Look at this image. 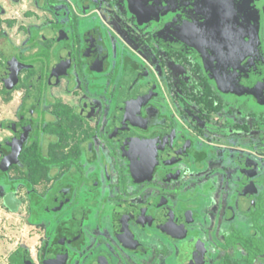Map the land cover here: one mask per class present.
Masks as SVG:
<instances>
[{"label":"flooded vegetation","instance_id":"flooded-vegetation-1","mask_svg":"<svg viewBox=\"0 0 264 264\" xmlns=\"http://www.w3.org/2000/svg\"><path fill=\"white\" fill-rule=\"evenodd\" d=\"M5 15L0 194L43 228L10 264H264V63L238 23L264 53V0H0Z\"/></svg>","mask_w":264,"mask_h":264},{"label":"rangeland","instance_id":"rangeland-1","mask_svg":"<svg viewBox=\"0 0 264 264\" xmlns=\"http://www.w3.org/2000/svg\"><path fill=\"white\" fill-rule=\"evenodd\" d=\"M7 15L1 17L0 31L5 25ZM15 34V30H10ZM4 116L0 101V119ZM21 206L17 210H10L4 203L0 194V264H10V256L19 247L28 248L36 253L43 228L29 222L26 195H21ZM264 262V260H262ZM260 261L257 262L259 264Z\"/></svg>","mask_w":264,"mask_h":264},{"label":"water","instance_id":"water-1","mask_svg":"<svg viewBox=\"0 0 264 264\" xmlns=\"http://www.w3.org/2000/svg\"><path fill=\"white\" fill-rule=\"evenodd\" d=\"M239 22L241 23L242 30L240 45L243 49H241V53L246 55V60L248 62H257L259 64V68L261 69V67L263 68L264 63V53L254 24L250 23L249 19L244 18L243 16L240 21L238 20V23ZM6 202L12 210L17 208L18 200L16 199L14 193H11L6 197Z\"/></svg>","mask_w":264,"mask_h":264},{"label":"trees","instance_id":"trees-1","mask_svg":"<svg viewBox=\"0 0 264 264\" xmlns=\"http://www.w3.org/2000/svg\"><path fill=\"white\" fill-rule=\"evenodd\" d=\"M1 173H2V169H1V166H0V177H1Z\"/></svg>","mask_w":264,"mask_h":264}]
</instances>
